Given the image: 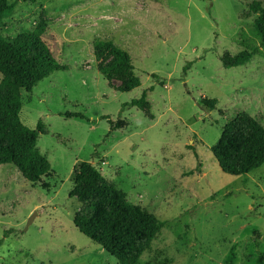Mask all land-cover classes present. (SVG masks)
<instances>
[{
  "label": "rangeland",
  "instance_id": "374dc122",
  "mask_svg": "<svg viewBox=\"0 0 264 264\" xmlns=\"http://www.w3.org/2000/svg\"><path fill=\"white\" fill-rule=\"evenodd\" d=\"M9 1L4 36L45 23L70 70L22 91L21 119L31 128L44 121L38 148L52 170L30 182L14 163L0 165V264L118 263L74 223L82 161L163 222L141 264H264V164L230 175L212 148L241 114L264 124V46L251 8L264 0ZM100 40L129 52L140 87L120 92L122 78L101 74ZM237 57L247 59L222 60ZM150 86L145 102L125 106Z\"/></svg>",
  "mask_w": 264,
  "mask_h": 264
},
{
  "label": "trees",
  "instance_id": "16d2710c",
  "mask_svg": "<svg viewBox=\"0 0 264 264\" xmlns=\"http://www.w3.org/2000/svg\"><path fill=\"white\" fill-rule=\"evenodd\" d=\"M11 8L9 0H0V24ZM251 8L260 15L256 30L264 46V6L256 2ZM46 33L45 23L13 39L5 37L0 29V165L14 163L30 182L48 176L52 165L38 148L40 134L48 133L44 121L41 119L36 128H31L21 119L22 91H32L54 72L70 70L69 65L57 60L45 40ZM95 52L99 71L105 78H122L118 91L131 92L142 85L140 77H129L134 65L128 51L112 40H100ZM246 59L222 60L226 65L235 66ZM191 66L192 61L187 62L183 71L186 73ZM154 89L155 86H150L140 98L125 106H139ZM66 116L88 118L81 112H68ZM109 122L112 123L110 119ZM212 148L222 171L234 176L248 175L264 164V124L248 113L241 114L225 125L221 138ZM74 183L70 196H76L82 204L74 219L79 230L116 257L117 264H141L143 255L151 250L162 231L163 222L159 217L130 202L123 190L90 161H82L76 167Z\"/></svg>",
  "mask_w": 264,
  "mask_h": 264
},
{
  "label": "water",
  "instance_id": "95a60500",
  "mask_svg": "<svg viewBox=\"0 0 264 264\" xmlns=\"http://www.w3.org/2000/svg\"><path fill=\"white\" fill-rule=\"evenodd\" d=\"M38 215V211H35L33 213V215L30 217L29 221H28V226L27 228L33 223V221L35 220L36 216Z\"/></svg>",
  "mask_w": 264,
  "mask_h": 264
}]
</instances>
